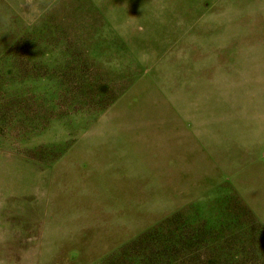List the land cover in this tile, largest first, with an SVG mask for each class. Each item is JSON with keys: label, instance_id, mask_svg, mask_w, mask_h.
I'll return each mask as SVG.
<instances>
[{"label": "rangeland", "instance_id": "rangeland-1", "mask_svg": "<svg viewBox=\"0 0 264 264\" xmlns=\"http://www.w3.org/2000/svg\"><path fill=\"white\" fill-rule=\"evenodd\" d=\"M153 230L264 264V0H0V264Z\"/></svg>", "mask_w": 264, "mask_h": 264}, {"label": "trees", "instance_id": "trees-1", "mask_svg": "<svg viewBox=\"0 0 264 264\" xmlns=\"http://www.w3.org/2000/svg\"><path fill=\"white\" fill-rule=\"evenodd\" d=\"M169 221H174L171 219ZM168 223V222H167ZM159 231L162 226L158 228ZM182 236L164 235L157 237L156 230L146 233L141 238L133 243V247L138 249L140 253L137 257L139 264H169L171 260H167L176 253L184 252L188 246L187 241ZM169 256V257H168Z\"/></svg>", "mask_w": 264, "mask_h": 264}, {"label": "clouds", "instance_id": "clouds-1", "mask_svg": "<svg viewBox=\"0 0 264 264\" xmlns=\"http://www.w3.org/2000/svg\"><path fill=\"white\" fill-rule=\"evenodd\" d=\"M34 22V21H33Z\"/></svg>", "mask_w": 264, "mask_h": 264}]
</instances>
